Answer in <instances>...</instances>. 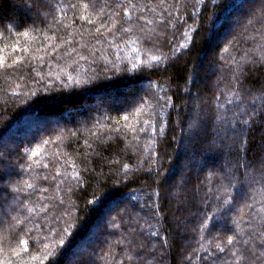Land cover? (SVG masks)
I'll return each instance as SVG.
<instances>
[{"label": "trees", "instance_id": "trees-1", "mask_svg": "<svg viewBox=\"0 0 264 264\" xmlns=\"http://www.w3.org/2000/svg\"><path fill=\"white\" fill-rule=\"evenodd\" d=\"M12 128L0 264H264V0H0Z\"/></svg>", "mask_w": 264, "mask_h": 264}, {"label": "rangeland", "instance_id": "rangeland-1", "mask_svg": "<svg viewBox=\"0 0 264 264\" xmlns=\"http://www.w3.org/2000/svg\"><path fill=\"white\" fill-rule=\"evenodd\" d=\"M261 9H263V6H262V8ZM247 13H248V15H250V17H255L256 15H257V13H256V15H255V11L257 12V10H255L254 11V14L252 15V13L250 12V10H248L247 9ZM216 38H218L217 40H219V36H217V37H215L214 38V43H215V39ZM212 46V45H211ZM208 56H209V53L206 55V57L204 58V59H202V61H201V63L200 64H198L197 66H196V68H195V73H194V78H193V82L195 83V88L193 87L192 89H197V87H198V85H199V83L201 82V83H203V82H207V81H209V80H211V79H209V75H211L212 74V71H213V67H211V68H209V66L207 67L206 66V61H207V58H208ZM64 60L66 59V58H63ZM58 64V66L60 65V60H59V62H57ZM197 78H199V79H197ZM48 120V121H47ZM46 121L49 123V124H57L58 123V121L55 119V117H50V118H47V116L45 117H41L40 119H37V120H31L30 118H28V119H23V120H21V127L22 126H25L24 127V130H25V132L23 131V133L22 134H26V136H27V132H26V130L28 131V130H31V131H33L35 128H39V129H45V128H49L47 125H49V124H47L46 123ZM51 122V123H50ZM47 124V125H46ZM44 126V127H43ZM16 127H19V124H17V125H15V128ZM23 128V127H22ZM15 132H14V128H12L11 130H10V132H8L5 136L6 137H2V140H0V143L2 144V142H4V141H7L8 139H10L11 138V136L14 134ZM185 136L187 137V139L185 140L184 138L181 140V148L183 149V148H185L186 147V144L187 143H189V134L187 133V134H185ZM8 138V139H7ZM15 141V140H14ZM16 141L14 142V145H16ZM186 149V148H185ZM256 168L257 167H259V166H255ZM187 170V169H186ZM181 174V171H177L174 175H173V178L175 177H177V176H179ZM176 175V176H175ZM7 180V179H6ZM0 185H1V183H0ZM2 185H3V183H2ZM18 197H14V198H12V199H10L9 201H8V204L7 205H4V207L0 210V225H1V227L0 228H4L5 226H6V224L7 223H5V221H4V219H3V215H9L10 213V211L11 210H14L15 211V209H16V205H17V203H18ZM121 204V202L119 203V202H116V203H111V204H109L108 205V207H107V209H106V213H105V217H103V222H105V223H110L111 221H113V220H115V218L114 217H111V215H112V213L113 212H116L117 211V209L119 208V206H121L120 205ZM122 205H124V203L122 204ZM13 215V214H12ZM101 219V218H100ZM102 220V219H101ZM121 221H122V226L124 225V222H123V220L121 219ZM104 223V224H105ZM172 223H173V225L175 226V228H179V219H178V214H176L175 212H174V215L172 216ZM102 230V228H101V225L99 226L98 225V227H96V229H93V231H92V233H91V235H89V239L88 240H85L86 241V246H90L92 249H94L95 250V252H96V254L98 253V246H97V243L95 242L96 240L95 239H100L101 238V231ZM107 230H108V232H111L112 231V227L110 226V225H108L107 226ZM184 231H182L181 229H180V233L182 234ZM93 238V239H92ZM185 243H183L182 244V241H181V247L183 248V245H184ZM86 249V248H85ZM4 252V249H1L0 250V254L1 253H3ZM5 253V252H4ZM83 252H81V250L79 249V247H77L75 250H73V252L69 255V258H68V260H67V264H73V262H75L80 256H81V254H82Z\"/></svg>", "mask_w": 264, "mask_h": 264}, {"label": "snow or ice", "instance_id": "snow-or-ice-1", "mask_svg": "<svg viewBox=\"0 0 264 264\" xmlns=\"http://www.w3.org/2000/svg\"><path fill=\"white\" fill-rule=\"evenodd\" d=\"M101 27H103V25H101ZM151 59H152V60H156L157 57L152 56ZM133 67H135V65H133ZM69 79H72V77H69ZM126 118H127V117H125V119H126ZM33 155H35V153H33ZM125 167H127V165H125ZM62 242H63V241H62ZM228 243H229V244L232 243V237H229V238H228ZM21 244H23L25 247H27L28 242H27V241H21ZM217 247H219V245H217ZM220 251L223 252L224 249L221 248ZM234 255H235V254H234ZM236 258L239 259V256H237Z\"/></svg>", "mask_w": 264, "mask_h": 264}]
</instances>
